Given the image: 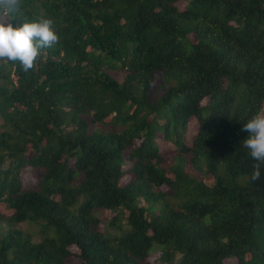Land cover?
Returning a JSON list of instances; mask_svg holds the SVG:
<instances>
[{
    "label": "trees",
    "instance_id": "trees-1",
    "mask_svg": "<svg viewBox=\"0 0 264 264\" xmlns=\"http://www.w3.org/2000/svg\"><path fill=\"white\" fill-rule=\"evenodd\" d=\"M40 19L59 42L0 62V264H264L240 131L264 112V0H21L6 23Z\"/></svg>",
    "mask_w": 264,
    "mask_h": 264
},
{
    "label": "clouds",
    "instance_id": "clouds-1",
    "mask_svg": "<svg viewBox=\"0 0 264 264\" xmlns=\"http://www.w3.org/2000/svg\"><path fill=\"white\" fill-rule=\"evenodd\" d=\"M20 7L21 0H0V15L11 20ZM58 42L51 19H40L16 27L0 20V62L19 63L25 72L34 68L42 49L51 48ZM240 131L248 133L243 144L251 159L256 161L251 174V179L255 181L260 178L261 167L264 166V112L252 116Z\"/></svg>",
    "mask_w": 264,
    "mask_h": 264
},
{
    "label": "rangeland",
    "instance_id": "rangeland-1",
    "mask_svg": "<svg viewBox=\"0 0 264 264\" xmlns=\"http://www.w3.org/2000/svg\"><path fill=\"white\" fill-rule=\"evenodd\" d=\"M3 20H5V23L7 22V19L6 18H3ZM109 73L110 74H113L116 78L120 79L121 78V75L119 73V71H114L113 69H109ZM195 123L193 121H190L189 123V128L190 130L194 127ZM169 143L167 142H164L161 144V149L164 151L166 149L169 148ZM37 184L36 182V178L34 177V175L31 173V171H27V173L23 176V186L25 189H31L33 187H35ZM14 214V210L9 208V207H6L4 204H0V215H5V216H12ZM100 216L103 218V217H106L104 219H107V218H110L111 217V214L110 212H103L100 214ZM22 228L26 231H30L29 233L32 234L35 233L37 234L36 236L32 235V240L34 241H37V240H40V233H39V228L35 225H33L32 223H29V224H24L22 225ZM103 229V228H102ZM157 255H155L156 257Z\"/></svg>",
    "mask_w": 264,
    "mask_h": 264
},
{
    "label": "bare ground",
    "instance_id": "bare-ground-1",
    "mask_svg": "<svg viewBox=\"0 0 264 264\" xmlns=\"http://www.w3.org/2000/svg\"><path fill=\"white\" fill-rule=\"evenodd\" d=\"M49 126V125H48Z\"/></svg>",
    "mask_w": 264,
    "mask_h": 264
}]
</instances>
